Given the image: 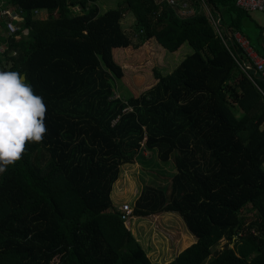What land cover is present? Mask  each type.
<instances>
[{
    "label": "trees",
    "instance_id": "trees-1",
    "mask_svg": "<svg viewBox=\"0 0 264 264\" xmlns=\"http://www.w3.org/2000/svg\"><path fill=\"white\" fill-rule=\"evenodd\" d=\"M8 2L24 18L0 35V70L43 98L47 133L0 174V264H158L111 199L121 166L143 151L174 174L146 185L133 215L177 212L197 239L168 264H264V81L242 70L232 43L240 31L264 55L263 25L236 0H207L223 38L202 9L183 15L165 2L120 0L106 12L97 0ZM185 43L193 51L171 72L115 97L124 66L142 62L135 51L152 46L161 65ZM192 242L182 236L180 248Z\"/></svg>",
    "mask_w": 264,
    "mask_h": 264
},
{
    "label": "rangeland",
    "instance_id": "rangeland-1",
    "mask_svg": "<svg viewBox=\"0 0 264 264\" xmlns=\"http://www.w3.org/2000/svg\"><path fill=\"white\" fill-rule=\"evenodd\" d=\"M119 4L120 0H97V5L102 12L117 8ZM73 10L78 12L79 8L74 7ZM250 14L260 25H264L263 11L256 10L250 12ZM123 24L128 32L135 31L134 18L130 13L125 14ZM133 38L136 40V36ZM152 43L155 45L158 42L153 38ZM0 51H2V46H0ZM140 51L141 53H136L135 51L134 55L138 54L137 60L141 59L142 62H132V65L127 66V68L124 66L125 74L129 76L128 79L124 80L125 83L116 81V98L126 99L131 93L130 86H135L139 91L150 86L154 82L153 80L150 83L154 70L163 75L171 72L186 55L192 53L193 48L185 43L179 48L177 54H171L166 51L162 66L156 61L157 53H155L152 46L144 47ZM122 55L123 52L117 53V57L120 58V60L118 58L119 63L122 62ZM173 174L171 162H161L156 151H143L134 164L121 166L118 179L115 181L111 191V199H113L116 206L120 208L124 204H129L132 212L129 218L125 220L126 224L147 251L150 259L155 261L158 257V264H168L181 251L197 241L196 236L187 229L182 217L177 212L165 211L149 216L133 215L135 202L143 188L151 184L166 186ZM242 215L247 221L254 217V213L249 208L244 209ZM182 236H188V238L193 240L192 243L187 244L183 249L180 248ZM226 244H228L226 240H221L213 251H223Z\"/></svg>",
    "mask_w": 264,
    "mask_h": 264
},
{
    "label": "clouds",
    "instance_id": "clouds-1",
    "mask_svg": "<svg viewBox=\"0 0 264 264\" xmlns=\"http://www.w3.org/2000/svg\"><path fill=\"white\" fill-rule=\"evenodd\" d=\"M46 105L17 71L0 70V174L47 133Z\"/></svg>",
    "mask_w": 264,
    "mask_h": 264
},
{
    "label": "built area",
    "instance_id": "built-area-1",
    "mask_svg": "<svg viewBox=\"0 0 264 264\" xmlns=\"http://www.w3.org/2000/svg\"><path fill=\"white\" fill-rule=\"evenodd\" d=\"M156 2H165L170 6H180L183 15L195 14L196 9H202L210 19L213 27L217 33L223 38L226 35L224 27H221L220 17H214L207 4V0H153ZM236 6L241 10L248 12L263 11L264 0H236ZM35 14H39L40 10L36 9ZM42 13V12H41ZM43 14V13H42ZM23 10L15 8L9 4L8 0H0V33L8 35H16L21 28L20 23L23 21ZM28 33V29L23 30ZM0 34V35H2ZM232 39V38H231ZM226 40V39H223ZM227 41V40H226ZM232 43L239 44L244 50V57L239 60L238 64L242 70L254 81L250 75L253 72L255 75L260 76L264 81V56L261 55L256 48L252 45L250 39L240 31L233 33ZM262 46L264 48V25L262 30ZM122 218L127 220L132 212L129 204H124L120 207Z\"/></svg>",
    "mask_w": 264,
    "mask_h": 264
},
{
    "label": "crops",
    "instance_id": "crops-1",
    "mask_svg": "<svg viewBox=\"0 0 264 264\" xmlns=\"http://www.w3.org/2000/svg\"><path fill=\"white\" fill-rule=\"evenodd\" d=\"M35 13V12H34ZM44 15H46L45 13H43ZM0 34H2V33H0ZM261 43H262V41H261ZM262 48H263V46H262ZM262 52H264V48H263V51ZM264 56V55H263Z\"/></svg>",
    "mask_w": 264,
    "mask_h": 264
},
{
    "label": "water",
    "instance_id": "water-1",
    "mask_svg": "<svg viewBox=\"0 0 264 264\" xmlns=\"http://www.w3.org/2000/svg\"><path fill=\"white\" fill-rule=\"evenodd\" d=\"M25 78V76H23ZM26 79V78H25Z\"/></svg>",
    "mask_w": 264,
    "mask_h": 264
}]
</instances>
